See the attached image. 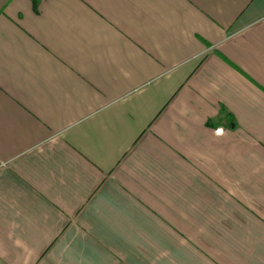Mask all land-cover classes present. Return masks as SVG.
<instances>
[{
    "label": "crops",
    "instance_id": "obj_1",
    "mask_svg": "<svg viewBox=\"0 0 264 264\" xmlns=\"http://www.w3.org/2000/svg\"><path fill=\"white\" fill-rule=\"evenodd\" d=\"M0 264H264V0H0Z\"/></svg>",
    "mask_w": 264,
    "mask_h": 264
}]
</instances>
